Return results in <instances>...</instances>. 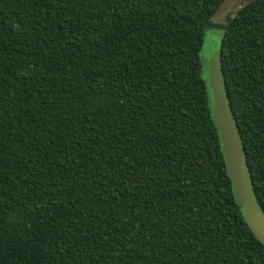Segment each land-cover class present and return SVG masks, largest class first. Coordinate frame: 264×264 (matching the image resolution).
<instances>
[{
	"label": "trees",
	"instance_id": "obj_1",
	"mask_svg": "<svg viewBox=\"0 0 264 264\" xmlns=\"http://www.w3.org/2000/svg\"><path fill=\"white\" fill-rule=\"evenodd\" d=\"M222 1L0 0V264H264L200 60L219 29L264 217V0Z\"/></svg>",
	"mask_w": 264,
	"mask_h": 264
},
{
	"label": "water",
	"instance_id": "obj_2",
	"mask_svg": "<svg viewBox=\"0 0 264 264\" xmlns=\"http://www.w3.org/2000/svg\"><path fill=\"white\" fill-rule=\"evenodd\" d=\"M255 0H223L211 18L214 25L221 24L231 13ZM201 62L204 64L202 80L207 95V105L212 123L217 131L226 171L231 182L232 193L241 214L254 235L264 244V217L255 201L244 147L229 104L221 68V42L204 40Z\"/></svg>",
	"mask_w": 264,
	"mask_h": 264
},
{
	"label": "rangeland",
	"instance_id": "obj_3",
	"mask_svg": "<svg viewBox=\"0 0 264 264\" xmlns=\"http://www.w3.org/2000/svg\"><path fill=\"white\" fill-rule=\"evenodd\" d=\"M21 23L27 24V20L21 19ZM220 37H221V31L219 29H213V30H208L206 32L204 40H206V39L207 40L208 39L209 40L216 39L218 42H221ZM204 40H203V42H204ZM202 47H203V45H202ZM202 47H201L200 55H201L202 50H203Z\"/></svg>",
	"mask_w": 264,
	"mask_h": 264
}]
</instances>
